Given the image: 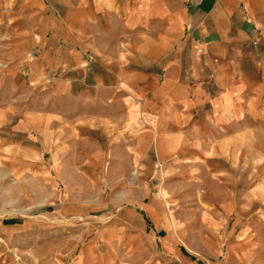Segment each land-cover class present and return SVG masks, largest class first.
<instances>
[{"label": "crops", "instance_id": "1", "mask_svg": "<svg viewBox=\"0 0 264 264\" xmlns=\"http://www.w3.org/2000/svg\"><path fill=\"white\" fill-rule=\"evenodd\" d=\"M52 141L131 176L73 264H264V0H0V158Z\"/></svg>", "mask_w": 264, "mask_h": 264}, {"label": "rangeland", "instance_id": "2", "mask_svg": "<svg viewBox=\"0 0 264 264\" xmlns=\"http://www.w3.org/2000/svg\"><path fill=\"white\" fill-rule=\"evenodd\" d=\"M95 138L99 143H88V151L107 150L101 136ZM41 145H31V158H0V264H73L83 245L105 230V221L95 214L117 213L132 203L121 199L122 182L129 181L130 174L111 179L82 157L60 158L56 168L51 158L54 141ZM82 147L76 144L75 152L81 154ZM144 169L138 183L146 188L151 169ZM129 190L133 196L137 191ZM143 195L147 197L145 191ZM83 201L92 204L94 216L75 218L71 205Z\"/></svg>", "mask_w": 264, "mask_h": 264}]
</instances>
